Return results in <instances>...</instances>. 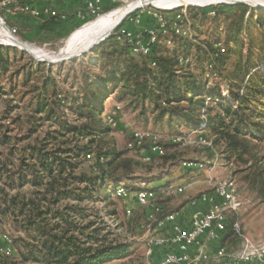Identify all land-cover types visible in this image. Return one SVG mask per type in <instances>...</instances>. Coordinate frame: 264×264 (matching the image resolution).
Instances as JSON below:
<instances>
[{
    "label": "trees",
    "instance_id": "obj_1",
    "mask_svg": "<svg viewBox=\"0 0 264 264\" xmlns=\"http://www.w3.org/2000/svg\"><path fill=\"white\" fill-rule=\"evenodd\" d=\"M182 8H175L171 13H180ZM193 8L198 7H185L189 10L185 18L190 31L197 24L208 22L212 30L208 40L183 38L170 31L167 23L166 32L157 34L151 55L139 57L129 52L128 45L117 43L110 35L90 52L107 60L108 65L102 74L85 77V86L79 90V96L71 99L70 108L66 105L67 97L59 92L49 73L40 86H30L34 103L28 117L16 111L20 107L12 99L3 107L0 113V148H4L0 151V231L16 235L11 237L12 254L6 259L0 257V264H138L133 258L134 241L122 238L117 232L123 225H112L105 220L113 218L116 210L102 214L92 207L94 202H107V195L101 198L108 192L107 181L130 176L135 173L133 166L140 165L113 146L101 144L100 136L109 130L102 123V105L112 88L119 91L115 95L119 102L127 100L140 114L146 113L147 106L153 112L154 121L163 120V115H168V123H185V119L194 117L189 124L197 128L202 111L207 119L205 131L213 138L212 143L224 142L234 158L248 163L245 156L251 155L255 146L251 141L264 140V74L258 70L242 72L240 62L234 59L232 78H223V75L228 70V60L237 56V50L241 55L237 39L241 36L245 15L251 21L254 10L243 3L215 5L213 16L202 15L197 20L198 13H193ZM69 20L46 19L40 27L48 32L58 31ZM217 43L223 50L215 46ZM10 49L0 46V75L13 62ZM188 54L196 59L193 69L179 64V57ZM206 61L212 62L217 76L228 84L227 98L221 94L208 95L215 101L216 111L212 113L208 112L209 103L202 98L204 88L196 76L202 70L198 71L199 63L204 65ZM24 70L22 85L26 86L30 71ZM237 77L241 83L235 86ZM8 78L10 88L0 90V100L1 96L11 98L15 94L13 73ZM67 110L72 119L64 115ZM45 124L48 125L43 129ZM17 128L24 129L22 134L13 133ZM212 143L207 147L212 149ZM165 154L166 149L158 157L164 158ZM254 167L257 169H254V184L264 202V169H260L258 161ZM171 197L156 193L154 201L158 210L142 222V234L153 229L165 215L178 210L180 206L166 209L170 207ZM236 219L231 215L230 224ZM132 223L133 219L129 224ZM230 224L224 237L227 240L237 237L230 231Z\"/></svg>",
    "mask_w": 264,
    "mask_h": 264
},
{
    "label": "rangeland",
    "instance_id": "obj_2",
    "mask_svg": "<svg viewBox=\"0 0 264 264\" xmlns=\"http://www.w3.org/2000/svg\"><path fill=\"white\" fill-rule=\"evenodd\" d=\"M124 1L126 0H118L117 3L107 11L122 5ZM261 4L264 5V3ZM213 7H215V5L200 7V9L199 7L193 8L191 11H193V13H198L197 20H200L199 18L202 15L208 17L213 16L216 10V8ZM182 9H184L185 13H188L189 11L186 10L185 7ZM252 9L254 12L251 21L250 19L246 20L247 15H245L244 26L240 33L241 36L237 39V44L240 45L242 50L241 55L238 54L237 50V56L228 60V70L224 73L223 78H227L228 76L232 78L230 71L233 69L234 59L240 62L242 72L247 70L249 73H252L254 70H258L261 71L262 75L264 74V9ZM162 10L163 9L155 8L153 6L140 7L126 16L117 26L126 24L131 31H141L147 27H154L157 23V19L153 13ZM105 12H102L99 15ZM99 15L79 20L70 28L48 32L41 29L40 23L38 24L37 22H31L29 25L24 24L23 26L22 24L20 25V23L15 22V20L7 19L6 16L3 15L2 9H0V16L4 19V24L8 27L16 25L18 29L17 37L21 41L40 47L45 52L59 51L62 46L65 45V42L74 30L87 21L95 19ZM131 16L138 19V24L132 25L127 23L126 18ZM207 23L203 25L200 24V26L197 24V28L191 30L193 39L203 42L211 37L212 30L210 23ZM220 36H223V33H221ZM4 44L5 42H0V46L11 48L9 57L12 58L13 62L8 71L0 75V90H9L10 86L8 77L11 73L14 75L13 81L16 82L14 83L16 90L11 98L1 96L0 113L3 111V107H5L6 104L11 103L10 100L12 99L14 104H17L20 107L16 111L20 113L21 116L28 117L34 103V94L29 90L31 88L30 86L33 84L40 86L44 77L48 75V73L59 92L67 97L68 101L66 102V105L70 108L68 105H72L71 99L79 96V90L85 86V77L93 75V78L97 74H102L105 65H108V61L104 58H97L95 55L92 56L90 53L92 50L85 53L80 58H74L72 60L55 64H48L46 62L37 61L34 56L28 52L22 51L16 46H7ZM194 65L189 68H195ZM203 66L202 63H199L198 71H200L201 68L203 69ZM24 69L30 71V81L26 86L22 85L23 73H25ZM200 73H196V76L199 78L198 80L204 88L202 98L204 97L206 103H209L208 112H215V101H212L213 99L209 98L208 95L217 97L221 94V96L227 98L228 84L224 81L225 79L218 76L217 78L212 79L206 77L201 78ZM237 78L238 82L234 84L235 86L241 83L239 79L240 77ZM263 91L264 88H262V92ZM118 93V90L112 88V93H110L109 96L104 97L105 100L102 105L101 117L107 119V117L110 116L111 122L108 124L105 119L102 120L103 125L108 127L109 130L107 134L100 136L101 144L105 146H113L115 150L123 153L124 157L127 159L139 161L140 165L133 166L135 173L130 176L118 180L107 181L105 188L108 192L105 191L106 194L101 195V198L103 195H107V202H94L92 207L100 210L102 214H105L111 209L116 210V215L113 218L106 217L105 220L112 225L116 223H121L123 225L117 230V232L121 234L122 238L134 241V260L137 261L138 264H145L147 261L145 257L147 255L146 246L143 239L145 232L142 234V229H140L138 225L144 221L145 214L149 210L140 207L134 201L132 196L137 182L141 180L147 181L150 186L178 184L185 186V192L182 194L171 195L172 197L169 199L170 203H168L170 204V207L166 208L167 210H171L178 206H182V204H185L187 201H191L196 195L201 193L202 187H196L197 185H200L198 182H205V180L210 177L214 179H223L231 175L236 181L238 196L242 203L241 214L239 216L240 228L248 239L256 243H264V202L258 194L257 185L254 184L255 170L257 171L254 167L255 161H258L260 169H264V140L251 141L255 146L251 150V155L245 156V159L248 160V163L246 164H243L240 160L234 158V156L226 149L224 142L220 141L216 144L212 143L213 138L210 137L211 135H209L207 131H203L202 136L205 140L212 143V149L207 146L181 147L179 145H172L167 143L166 136L172 134H176L177 136L190 135L192 131L196 129L189 124L190 120L194 117L189 118V121L185 119V123H168V115H163V120L161 121H154L153 112L148 109L147 106L146 113L144 115L140 114L138 109L134 110L129 106L127 100L119 102L115 97ZM66 112H68V114ZM66 112L64 115L69 117V119H72L71 112L69 110ZM201 112L202 111H200V115H202ZM15 113L16 112H14V114ZM195 115L196 113L194 112L193 116ZM5 123H8V120H5ZM47 125L48 124H45L43 129L46 128ZM23 131L24 129L17 128L13 133L19 135L22 134ZM134 131H140L148 136L154 135L160 139V143H163L166 149L165 157L149 155L147 142H145L139 149L128 148L127 144L131 141V136ZM148 139L149 138H146V140ZM3 149V147L0 148V151H4ZM214 154L218 156L217 162L220 163L221 166L212 167ZM148 155L151 157L150 160H146ZM189 162L192 163L191 166L185 165ZM250 163H253L251 168L248 166ZM198 164H202L203 166L198 168ZM189 171H194L195 174L190 173ZM115 181H120L128 190V194L123 198H118L112 195V188ZM127 208L131 210V214L129 215L126 214ZM131 219H133V223L130 225L129 223ZM230 231L232 232V230ZM0 233H6L10 238L16 235L15 232L11 231H0ZM230 243L231 245H236L238 243L237 237L233 240L229 239L227 245ZM6 258L7 257H4V259ZM106 264H113V262Z\"/></svg>",
    "mask_w": 264,
    "mask_h": 264
},
{
    "label": "built area",
    "instance_id": "obj_3",
    "mask_svg": "<svg viewBox=\"0 0 264 264\" xmlns=\"http://www.w3.org/2000/svg\"><path fill=\"white\" fill-rule=\"evenodd\" d=\"M118 0H0V9L7 19L20 23L25 16H29L38 21L44 22L46 19L66 21L72 17L82 20L87 17L97 16L106 8L113 7ZM164 13L154 12L157 19L154 27H147L141 31L129 30L126 24L115 27L110 35L119 44L129 46V52L139 57H148L156 44L157 34L165 33L167 23L169 30L175 34L191 39L189 22L185 18V11L171 13V9H163ZM71 12V13H70ZM0 18L4 21L2 16ZM127 23L138 24L136 17H127ZM5 23V22H4ZM10 34L17 36L16 25L6 26ZM109 35V36H110ZM169 47L171 43L167 42ZM221 48L220 43L215 45ZM195 58L191 55L179 57L181 66H193ZM201 78H217V73L210 61L204 63L200 73ZM206 102V101H205ZM108 124L111 122L110 116L103 120ZM207 126V119L204 114L198 122V127L189 135L181 136L172 134L166 136L167 143L179 146H210V142L205 140L202 132ZM148 135L140 131H134L128 148L139 149L145 142L148 145V154L161 156L165 153L164 144L160 143L154 135ZM146 138H149L146 140ZM147 156L146 160L151 157ZM218 156L214 154L212 167L221 166L217 162ZM191 166L189 162L185 164ZM198 164V168L202 167ZM207 189L197 197L189 201L191 208L187 225H182L177 220V213H169L160 219L153 229H147L143 235L146 246V260L150 258L154 248H162L163 255L157 264H203L209 262L213 264H264V243H256L248 239L242 232L239 225V216L242 203L238 196V187L234 177L227 176L223 179L212 177L205 180ZM156 189V190H155ZM185 191L183 185H157L150 186L147 181L141 180L136 184L133 191V199L140 207H146L144 220H149L158 210L155 206L156 193L163 195L182 194ZM128 194V190L120 181H115L112 188V195L123 198ZM131 194V193H130ZM126 214H131L129 208ZM235 215L237 219L230 224V216ZM228 223L233 233L237 235L236 245L220 246L213 253L209 254L206 247L213 241H220L226 233ZM140 229L143 224H139ZM164 231V233H160ZM0 257H8L12 254V241L8 234L1 233ZM148 256V257H147Z\"/></svg>",
    "mask_w": 264,
    "mask_h": 264
},
{
    "label": "bare ground",
    "instance_id": "obj_4",
    "mask_svg": "<svg viewBox=\"0 0 264 264\" xmlns=\"http://www.w3.org/2000/svg\"><path fill=\"white\" fill-rule=\"evenodd\" d=\"M216 0H126L124 3L110 11H107L93 20L87 21L82 24L79 28L74 30L65 45L62 46L60 51L62 53H69L76 51L80 46H83L85 43L89 42L96 35L103 34L106 32L111 33L112 29L115 28L123 18L129 15L131 10L135 7L143 6H153L159 9H174L178 7H188L190 4H207L216 5L214 2ZM249 3L252 6L257 4L264 3V0H241ZM210 6V5H207ZM206 7V6H202ZM136 9H134L135 11ZM129 12V13H128ZM0 42H5L11 46H16L19 48L25 47L31 52V54L36 58L43 59H52L54 58L51 52H45L40 47H36L33 44H28L21 41L17 36L12 35L8 32L4 21L0 18ZM80 58V57H79Z\"/></svg>",
    "mask_w": 264,
    "mask_h": 264
},
{
    "label": "crops",
    "instance_id": "obj_5",
    "mask_svg": "<svg viewBox=\"0 0 264 264\" xmlns=\"http://www.w3.org/2000/svg\"><path fill=\"white\" fill-rule=\"evenodd\" d=\"M27 21H29V22H27ZM78 21H79L78 18L72 17L67 22V24L64 26L63 29L70 28L71 26L75 25ZM31 22L32 23L33 22L34 23H36V22L38 23L37 20H35L33 18H30L29 16H26L24 19L21 20L20 25L21 24L23 26H24V24L25 25H29V23H31ZM189 172L190 173H194V171H189ZM198 184H200V185H197L196 187L201 186L202 187V191H205L207 189L206 182L202 181V182H198ZM178 185H180V184H178ZM198 195H196L195 197H197ZM190 208H191V205H190L189 201H187L185 204H182V206H180L177 211H175V213H177V220L182 225H187L188 224V219H189V214H190ZM160 233H164V231H160ZM225 234L220 238L221 239L220 241H213V242H211V243L208 244V246L206 247V250H207V252L209 254L213 253L220 246H226L227 247V246L231 245V243L227 245V241L228 240L226 238H224L225 237ZM162 255H163V249L162 248H157V247L154 248L152 250V253L150 255V258L145 262V264H157L160 261V259L162 258ZM203 264H213V263H211V261H209V262H204Z\"/></svg>",
    "mask_w": 264,
    "mask_h": 264
},
{
    "label": "water",
    "instance_id": "obj_6",
    "mask_svg": "<svg viewBox=\"0 0 264 264\" xmlns=\"http://www.w3.org/2000/svg\"><path fill=\"white\" fill-rule=\"evenodd\" d=\"M214 3L215 4H224V5H228V6H232V5H236V4H239V3H243V4L247 5V6H249L250 8L264 9V5H262V4H257L255 6H252L249 3L241 1V0H216ZM207 5H211V3H207V4H203V5L202 4H195V5H193V4L190 5L189 4L188 6L202 7V6H207ZM134 9H138V7H135ZM134 9L131 10V11L133 12ZM169 9H171V8H169ZM132 12H130V13L128 12V13L131 14ZM123 19H125V18H123ZM123 19H122V21H123ZM122 21H120L119 24ZM109 35H110L109 32H106V33H103V34L101 33L99 35H96L89 42L85 43L83 46H80L76 51L69 52L68 54L67 53H62V51H60V50L57 51V52H51L52 54L54 53L53 54L54 58H52L50 60L43 59V58H36V57H35V59L37 61H39V62H46L48 64H55V63H60V62L67 61V60H72L74 58H79V57H82L85 53L90 52L93 49L94 46H97L99 43L103 42ZM23 42H25V41H23ZM4 45H7V44H4ZM7 46H11V45L8 44ZM20 49L22 51H24V52H28L29 54H31V52L29 50H27L25 47L20 48Z\"/></svg>",
    "mask_w": 264,
    "mask_h": 264
}]
</instances>
